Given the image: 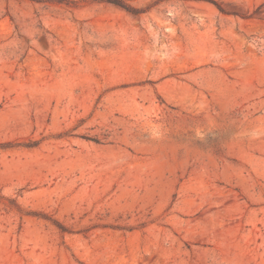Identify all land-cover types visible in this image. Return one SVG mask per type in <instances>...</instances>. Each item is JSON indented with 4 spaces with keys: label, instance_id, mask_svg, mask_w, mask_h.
<instances>
[{
    "label": "rangeland",
    "instance_id": "obj_1",
    "mask_svg": "<svg viewBox=\"0 0 264 264\" xmlns=\"http://www.w3.org/2000/svg\"><path fill=\"white\" fill-rule=\"evenodd\" d=\"M0 264H264V0H0Z\"/></svg>",
    "mask_w": 264,
    "mask_h": 264
},
{
    "label": "trees",
    "instance_id": "obj_2",
    "mask_svg": "<svg viewBox=\"0 0 264 264\" xmlns=\"http://www.w3.org/2000/svg\"><path fill=\"white\" fill-rule=\"evenodd\" d=\"M33 1H36V2H42V0H33ZM219 11H222L220 8H218Z\"/></svg>",
    "mask_w": 264,
    "mask_h": 264
}]
</instances>
